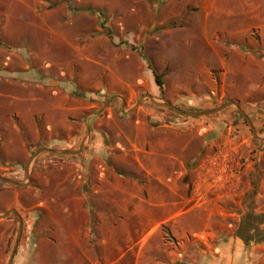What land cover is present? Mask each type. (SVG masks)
<instances>
[{"label": "rangeland", "instance_id": "obj_1", "mask_svg": "<svg viewBox=\"0 0 264 264\" xmlns=\"http://www.w3.org/2000/svg\"><path fill=\"white\" fill-rule=\"evenodd\" d=\"M240 3L0 0V264H264L237 236L264 215V0Z\"/></svg>", "mask_w": 264, "mask_h": 264}, {"label": "crops", "instance_id": "obj_2", "mask_svg": "<svg viewBox=\"0 0 264 264\" xmlns=\"http://www.w3.org/2000/svg\"><path fill=\"white\" fill-rule=\"evenodd\" d=\"M227 2H231V1H234V0H226ZM241 1V11H243L244 10V6L243 5H245L244 4V2H246L247 0H240ZM243 1V2H242ZM234 3V2H233ZM230 4H232V3H230ZM228 5L229 6V8L228 9H226V7L227 6H225L222 10H223V14L227 17V18H229L230 16H237L238 14H242V13H238V14H235L231 9H230V6L231 5ZM234 7V6H233ZM230 11V12H229ZM232 11V12H231ZM245 12V11H244ZM244 12H243V14H244ZM230 23H231V21H229ZM234 26H232V24H230V27L228 26V28H229V30H231V31H234V32H237V30L239 29V28H233ZM241 29H244V30H242L241 32H243V31H246V29H245V27H243V28H241ZM23 51L22 50V48H19V51ZM24 52V51H23ZM28 54L27 55H29V53H30V57H31V52L28 50V52H27ZM82 54H84V53H82ZM87 58H88V56H86V55H83L82 57H81V60H84V59H86L87 60ZM48 83H52V82H49L48 81ZM53 84V83H52ZM52 87H54V86H51V88ZM53 91L54 92V94H59L56 90L57 89H50L49 91H48V93L46 94V95H49V96H54V95H51L50 93V91ZM47 107L50 109V108H52L53 110H59V111H61V112H63V111H66L67 109H66V106H65V104L64 103H59V104H53V105H51V104H47ZM46 107V108H47ZM45 108V109H46ZM44 108H43V110H45ZM42 110V111H43ZM31 111H33V109L32 108H27V112H31ZM38 112H40L39 110H38ZM42 114V113H41ZM47 119H50L49 118V116L48 117H46ZM50 121V120H49ZM51 122H49V130H50V132H49V136H50V138L51 137H55V136H58V135H56L55 134V129H57L58 131H61V130H64V132L62 133V136H66L65 134L66 133H69L68 135H69V138H70V136H71V132H70V123H69V125L67 124V123H65L64 122V120H62L58 125H55V124H53V127L51 126ZM55 125V126H54ZM30 127H32V128H34V125H33V123L30 125ZM34 133V132H33ZM63 138L64 137H60V136H58V138H53V139H51L50 140V143L52 142V143H54L55 141H58V143L59 144H62V142H65V140H63ZM40 139V136L39 135H35V136H33V138H32V142L34 143V142H37L38 140ZM57 145V144H56ZM51 151V150H50ZM69 151H64V153H68ZM85 164H88V160L86 159L85 160ZM87 167H88V165H87ZM101 168H103V165H101ZM101 175H104V170L103 171H101ZM91 207H93V205H91ZM34 251V250H33ZM35 251H36V249H35ZM13 255H14V253H13ZM19 257H20V254H19ZM31 263L30 264H34L33 263V260H31L30 261ZM16 264H27V261H25L24 259H17V262H16Z\"/></svg>", "mask_w": 264, "mask_h": 264}, {"label": "trees", "instance_id": "obj_3", "mask_svg": "<svg viewBox=\"0 0 264 264\" xmlns=\"http://www.w3.org/2000/svg\"><path fill=\"white\" fill-rule=\"evenodd\" d=\"M102 24H105L103 20ZM155 81L159 86L161 93H164V79L162 73L155 72ZM264 215L256 213L251 207L241 220V223L237 229V236L240 237L245 244L252 242L260 243L264 241Z\"/></svg>", "mask_w": 264, "mask_h": 264}, {"label": "water", "instance_id": "obj_4", "mask_svg": "<svg viewBox=\"0 0 264 264\" xmlns=\"http://www.w3.org/2000/svg\"><path fill=\"white\" fill-rule=\"evenodd\" d=\"M163 105H166L168 107H171L173 109H175L176 111H178L179 113H182V114H185V115H200V114H204V113H212L214 111H217L219 109H221L223 106H225L226 104H224L223 106H221L219 109H215V110H209V111H188V110H185V109H182L172 103H169V102H164L162 103ZM244 116L247 118V115L244 114ZM248 119V118H247ZM252 125V124H251ZM51 151H53L52 149H49ZM16 212V211H15Z\"/></svg>", "mask_w": 264, "mask_h": 264}]
</instances>
